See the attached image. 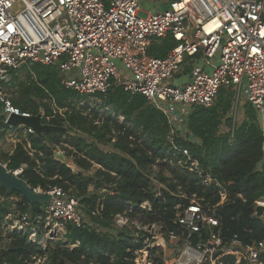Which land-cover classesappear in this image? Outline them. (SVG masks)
Returning <instances> with one entry per match:
<instances>
[{
  "label": "trees",
  "instance_id": "1",
  "mask_svg": "<svg viewBox=\"0 0 264 264\" xmlns=\"http://www.w3.org/2000/svg\"><path fill=\"white\" fill-rule=\"evenodd\" d=\"M175 46L168 37L150 53L165 58ZM19 72L24 78L14 74L10 87L15 89L10 91L13 104L33 116L42 108L43 124L67 130L20 134L12 152L0 155V163L11 172L22 170L19 177L34 189L47 192L57 186L79 199L88 224H69L58 241H46L43 246L45 225L37 218L45 216V205L31 206L18 192L9 194L0 188V226L9 215L30 217L24 231H8L6 237H0V264H29L40 255H47L50 264H137L138 252L153 237L142 227L157 226L167 237L174 233L195 246L200 242L208 246L214 233L227 252L237 248L235 243L246 249L264 239V215H255L256 202L264 199V173L257 171L264 138L251 106L246 107L247 119L236 128L232 141L230 133L219 135L222 124L233 126L231 90L222 89L214 106L196 107L189 115V130L197 142L175 139L198 161L200 175L189 170L186 156L174 151L166 117L146 97L132 96L118 85L102 98L98 108H91L88 102L81 105L89 97L61 84L56 67L38 64ZM8 128L0 119V131ZM99 144L112 149L103 150ZM60 148L79 171L57 157ZM206 175L215 184H205ZM154 179L163 188H157ZM224 191L228 198L220 204ZM11 197L18 198L17 211L9 207ZM193 200L215 216L217 226L191 234L180 225L178 214ZM145 203L148 208L143 207ZM120 216L129 223L116 226ZM33 228L37 229L35 243L30 239ZM163 254V247L158 246L151 249L148 259L152 264H166ZM260 261L264 263V255ZM222 264L248 263H236L235 255L229 254Z\"/></svg>",
  "mask_w": 264,
  "mask_h": 264
},
{
  "label": "built area",
  "instance_id": "2",
  "mask_svg": "<svg viewBox=\"0 0 264 264\" xmlns=\"http://www.w3.org/2000/svg\"><path fill=\"white\" fill-rule=\"evenodd\" d=\"M148 1L157 9L144 11L141 4ZM162 5L169 7L158 10ZM168 37L176 46L165 58L152 55L151 49ZM38 64L56 67L61 84L81 96L102 99L121 85L132 96L146 97L166 117L174 151L186 156L189 170L200 175L198 161L175 139L197 142L189 115L196 107L214 106L223 87L234 93L235 110L251 106L264 138V0H0V119L18 135L36 133L25 125H10V118L33 115L13 104L9 90L14 74ZM239 125L236 118L228 127L231 141ZM257 171L264 173V140ZM14 173L19 176L22 170ZM204 183L215 184L209 175ZM34 190L51 196L38 223L63 231L69 224H88L79 199L63 188ZM227 198L222 192L220 204ZM257 206L264 207V199ZM29 219L24 215L13 221L11 232L24 231ZM117 219L119 227L129 223L125 217ZM178 222L191 234L218 225L195 200L178 214ZM32 230L37 237V229ZM169 237L180 238L174 233ZM235 245L227 252L214 233L208 246L187 239L175 264H222L229 254L236 263L264 264V239L246 249ZM29 264L50 261L40 255Z\"/></svg>",
  "mask_w": 264,
  "mask_h": 264
},
{
  "label": "rangeland",
  "instance_id": "3",
  "mask_svg": "<svg viewBox=\"0 0 264 264\" xmlns=\"http://www.w3.org/2000/svg\"><path fill=\"white\" fill-rule=\"evenodd\" d=\"M142 9L146 12H152L154 10L157 9L156 5H154V3L148 1V2H143L141 4ZM169 7V5H162L160 7H158V10H165ZM156 8V9H155ZM17 76H20L22 78H24V74L22 72H19ZM15 77H13L14 80ZM222 89L225 90H229L227 87H223ZM15 89H10V91H13ZM88 102V106L91 108H98L102 103V99L98 98V97H90L88 98L86 101H83L81 103V105H85V103ZM110 110V108L108 109H100V114H103L104 112ZM62 113V111H61ZM230 116L234 119L237 118V123H243L246 119H247V111H246V107L244 108V110L240 111V110H235V105L234 108L230 114ZM220 128L219 131V135H223V134H227L229 132V128L225 127L224 129ZM3 130L0 131V155L3 153H10L12 152V150L15 148V145L18 141V138L20 137L18 134L15 133L14 130L12 129H7V130ZM74 133V132H73ZM72 133V134H73ZM100 148L103 150H111L112 146L111 145H102L99 144ZM64 150L62 148L57 149V157L60 160H63L65 163H67L75 172L79 171V169L73 164L72 160L67 159L64 156ZM5 165V164H4ZM154 171H157V168H154ZM96 169L92 170V173H95ZM154 178V176L152 177ZM156 185L157 188H163V186H161L156 179L153 180ZM95 188L91 187L90 188V192H94ZM98 193V192H97ZM17 201L18 198L17 197H11L9 198L8 202H10L9 204L11 206L10 209L12 211H17ZM145 207H149L147 205H145ZM144 207V208H145ZM20 214L16 213V217H14V215H9L7 218H5L4 222H2V225L0 226V237H6L7 236V232L9 231L11 233V225L13 223V221L15 222L18 218H19ZM118 219H116L117 221ZM115 221V222H116ZM117 226V223H115ZM133 225H137L138 228H140V224H137V222L132 223ZM29 227V226H28ZM144 229V231L150 233L153 237L148 240L146 243V248L144 250H141L138 252V258H137V264H149L151 263L148 259V256L150 255V251L151 249L161 246L163 247L164 250V259H165V263L166 264H175V260L178 259V257L180 256L181 253V249L184 248V245L186 244V240L183 237H180L178 239H172L169 236L167 237L165 234L161 233V228L157 227V226H153L151 228L145 227V228H141ZM43 231L45 232L44 235V240L41 241V244L44 246L46 244V241L49 242H54V241H58V239H60L62 237V235L65 233V231L61 230L59 227H56L55 225H48L44 226ZM34 233V230L31 231L30 234V239L32 241V239H36V236H33L32 234ZM163 241V242H162Z\"/></svg>",
  "mask_w": 264,
  "mask_h": 264
},
{
  "label": "water",
  "instance_id": "4",
  "mask_svg": "<svg viewBox=\"0 0 264 264\" xmlns=\"http://www.w3.org/2000/svg\"><path fill=\"white\" fill-rule=\"evenodd\" d=\"M42 120L43 116L41 113L31 118L13 115L9 120V124L12 126L25 125L32 128L38 135H43L47 132L67 130L66 128L43 124ZM0 185L1 188L6 189L9 194L18 192L21 195V200H26L31 206L36 204L46 205L51 200L50 195L46 193H37L30 185L22 180L17 174L9 171L2 163H0ZM263 215L264 207L257 206L256 216L262 217Z\"/></svg>",
  "mask_w": 264,
  "mask_h": 264
},
{
  "label": "crops",
  "instance_id": "5",
  "mask_svg": "<svg viewBox=\"0 0 264 264\" xmlns=\"http://www.w3.org/2000/svg\"><path fill=\"white\" fill-rule=\"evenodd\" d=\"M41 110H43V109L41 108Z\"/></svg>",
  "mask_w": 264,
  "mask_h": 264
},
{
  "label": "bare ground",
  "instance_id": "6",
  "mask_svg": "<svg viewBox=\"0 0 264 264\" xmlns=\"http://www.w3.org/2000/svg\"><path fill=\"white\" fill-rule=\"evenodd\" d=\"M163 242V241H162Z\"/></svg>",
  "mask_w": 264,
  "mask_h": 264
}]
</instances>
